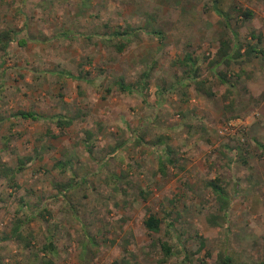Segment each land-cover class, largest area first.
<instances>
[{
    "label": "rangeland",
    "instance_id": "rangeland-1",
    "mask_svg": "<svg viewBox=\"0 0 264 264\" xmlns=\"http://www.w3.org/2000/svg\"><path fill=\"white\" fill-rule=\"evenodd\" d=\"M244 9L254 16L235 37L243 56L210 69L219 13ZM127 30L138 33L119 52L110 33ZM3 32L0 264H218L224 252L264 264V61L246 55L264 49V0H0ZM145 72L144 94L118 87ZM219 72L229 84L216 88ZM214 179L232 199L225 218ZM150 214L159 233L144 225ZM48 242L56 257L41 252ZM160 242L176 255L163 261Z\"/></svg>",
    "mask_w": 264,
    "mask_h": 264
},
{
    "label": "trees",
    "instance_id": "trees-1",
    "mask_svg": "<svg viewBox=\"0 0 264 264\" xmlns=\"http://www.w3.org/2000/svg\"><path fill=\"white\" fill-rule=\"evenodd\" d=\"M220 17L222 18V25L226 29L225 35L221 37L219 42V49L216 54L214 62L210 63V69H214L215 67H218V65H224L225 67L231 66V63L236 58H241L243 56L242 49L243 46L240 44H236V36L238 32V28L246 21L253 18L254 13L251 10L244 9L240 10L237 14V17H230L229 14H223V12H220ZM138 33V30H127V31H115L110 33V39H116L118 40L116 48L117 51L123 52L126 47H128L130 40ZM256 39V37H253ZM12 34L10 32H3L0 34V47L3 51H7L10 42L12 41ZM247 57L253 56L258 57L264 61V49L258 48L257 46L250 45L247 47ZM185 65H187L190 68L188 79L197 78L196 74V66L197 63L192 59L190 55H185ZM68 77H72L77 79L75 76L66 73L65 74ZM149 73L145 72L141 80L138 82V85H128L121 80L119 83H117L118 87L121 89V91L134 93L135 91L139 92L140 94H144V92L147 89V82L146 78H148ZM216 78L213 82V86L216 88H220L223 85L229 84V80L226 76V74L219 72L216 74ZM137 89V90H136ZM16 117H21L25 120H33V121H39V120H48L51 122H56L57 126L60 128L64 127H70L73 123V120L69 119L67 120L65 117L61 115H56L53 117H45L41 114L35 113V112H25V111H19L18 113L14 114ZM90 135V134H89ZM261 147L264 149V145H261ZM30 158H26L24 160H20V167L17 169V171H22L24 169L25 163L29 161ZM69 162H58L57 167H65L68 165ZM164 160H160V166L163 169L165 166ZM11 172V177L13 178V170H7ZM207 186L212 190L213 194L216 197V200L219 205V211L223 214V218L227 216L228 210L231 206L232 199L229 196L227 190L225 187H223L221 181L219 179H214L209 182H207ZM63 187V186H62ZM66 188V186L64 187ZM216 216H211L208 218V222L212 225H217ZM144 225L146 229L151 233H159L161 230L162 221L153 214H150L145 220ZM21 225L16 224L13 230V235L16 237H20V239L23 238L21 236ZM160 251L163 255V261L164 259L167 260L173 256L176 255L174 251V247L170 245L168 242H160L159 243ZM204 244H202L201 250L203 249ZM41 252L49 258L50 256L56 257L57 256V247L53 242H48L41 248ZM188 258V257H187ZM49 264H53L52 260H48ZM218 264H236L231 255H229L227 252H224L223 255L219 256Z\"/></svg>",
    "mask_w": 264,
    "mask_h": 264
}]
</instances>
